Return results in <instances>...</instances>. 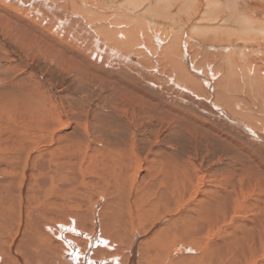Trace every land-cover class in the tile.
I'll use <instances>...</instances> for the list:
<instances>
[{
	"label": "bare ground",
	"instance_id": "obj_1",
	"mask_svg": "<svg viewBox=\"0 0 264 264\" xmlns=\"http://www.w3.org/2000/svg\"><path fill=\"white\" fill-rule=\"evenodd\" d=\"M127 1L0 0V28L53 58L64 47L102 58L112 52L138 72L173 81L168 89L205 96L264 141V122L252 126L245 104L235 102L239 110L229 98L233 87L248 85L264 109V0ZM157 2L173 9L162 15L170 27H153L165 24L155 18ZM182 11L186 22L175 21ZM202 34L219 45H205ZM20 95L19 107H30ZM38 104L27 121L17 120L27 131H0V264H264V174L246 167L213 177L192 162L172 175L145 167L154 159L138 153L82 151L59 142L70 121L49 100ZM142 166L153 179L144 180Z\"/></svg>",
	"mask_w": 264,
	"mask_h": 264
},
{
	"label": "rangeland",
	"instance_id": "obj_2",
	"mask_svg": "<svg viewBox=\"0 0 264 264\" xmlns=\"http://www.w3.org/2000/svg\"><path fill=\"white\" fill-rule=\"evenodd\" d=\"M127 3V6H132L134 1L129 0ZM167 4L168 2L156 3L158 10L162 12L159 10L155 18L165 24L163 23V26L153 22V27H168L170 17L162 18V15L167 13L168 16L173 9L167 7ZM175 10H178V7ZM182 14L183 16H180ZM178 15L175 21L182 19L186 22L185 11L179 12ZM172 21L174 22L173 19ZM8 34L0 28V103L8 107L13 106L11 110V107L9 110H3V105L0 106V119H3L0 121V131H5V135L14 134L16 130L20 131L19 129L27 131L17 120L27 121L25 114L31 113L33 107L39 109L38 102L47 99L56 107V113L60 112L63 121H70L68 128L58 134L59 142L65 144L67 141L71 147V144H74V148H84L80 149L82 151L85 150L83 146L88 145L93 151L103 154L112 147L122 151V156L127 152L138 153L142 159L149 157L156 162L148 161L149 164L145 167L150 170L155 168L158 172L167 170L172 175L187 172L192 162L213 177L226 171L240 172L246 167L247 171L253 167L251 172L255 170L264 174V141L253 138L251 132H248L249 135L242 128L239 129L238 125L227 120L212 107L205 96L200 99L189 92L180 93L175 88L168 89L167 87L174 86L173 81H158L146 72H138L124 62L122 57L112 52L102 58L93 55L92 51H86V55L64 47L62 58H53L42 53L38 47L20 44L17 38ZM195 34L201 35L198 32ZM204 36L205 45H219L212 39V35ZM199 42L202 43L201 40ZM197 47L203 51L201 47ZM210 51L216 52L215 49ZM217 51L222 55L221 50ZM256 57L257 60H262L259 58L261 55ZM209 64L213 65V69L218 68L224 72L222 66L218 67L216 62ZM206 68L204 66L205 70H212ZM33 87L38 89L34 90ZM248 87L250 86L233 87L229 98L238 109L235 102L245 104L244 107L241 106L242 110L250 116L247 118L249 123L256 127L260 125L258 119L264 122V109L259 105L261 95L253 87ZM262 93L264 94V91ZM20 94L25 101L28 96L34 105L31 103L32 107H19L23 103L18 99ZM16 102L19 103L18 106ZM249 104H252V111ZM23 109L24 114L21 112ZM87 121L90 135L83 128V123ZM30 131L32 130L28 132ZM259 133L264 138V131L260 130ZM100 138L107 140L102 144ZM82 139L84 142H81ZM143 169L146 168L141 167V175H146L145 181L154 178L153 175L148 176ZM213 177L210 180H213ZM184 253L187 255L195 252L186 250Z\"/></svg>",
	"mask_w": 264,
	"mask_h": 264
}]
</instances>
